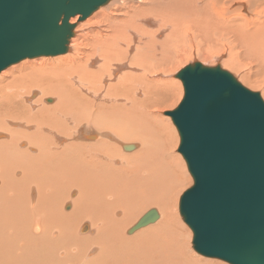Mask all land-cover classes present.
I'll use <instances>...</instances> for the list:
<instances>
[{
    "label": "bare ground",
    "instance_id": "bare-ground-1",
    "mask_svg": "<svg viewBox=\"0 0 264 264\" xmlns=\"http://www.w3.org/2000/svg\"><path fill=\"white\" fill-rule=\"evenodd\" d=\"M70 24L64 54L0 73V264H222L189 252L170 197L184 176L168 144L178 130L157 99L184 96L179 78H161L184 56L240 71L238 50L263 70L264 0H108ZM150 206L160 221L149 209L158 219L140 229L154 227L124 237ZM86 219L96 235L75 237ZM76 232L94 234L88 222Z\"/></svg>",
    "mask_w": 264,
    "mask_h": 264
},
{
    "label": "water",
    "instance_id": "water-1",
    "mask_svg": "<svg viewBox=\"0 0 264 264\" xmlns=\"http://www.w3.org/2000/svg\"><path fill=\"white\" fill-rule=\"evenodd\" d=\"M107 2L0 0V73L26 59L64 54L70 20ZM177 78L184 96L166 115L193 179L178 206L193 249L227 264H264V102L220 67L195 63ZM158 216L148 211L128 234Z\"/></svg>",
    "mask_w": 264,
    "mask_h": 264
},
{
    "label": "rangeland",
    "instance_id": "rangeland-1",
    "mask_svg": "<svg viewBox=\"0 0 264 264\" xmlns=\"http://www.w3.org/2000/svg\"><path fill=\"white\" fill-rule=\"evenodd\" d=\"M237 6V5H236ZM105 7V6H104ZM237 10L238 11H240L239 10V8H238V6H237ZM242 11V10H241ZM77 20H78V18L76 19V22H77ZM82 22H85V20L84 21H82ZM81 22V23H82ZM159 37H163L162 35L160 36V34H159ZM235 51V52H234ZM236 51H238V50H232V51H230L231 52V55H233V58L234 59H232V61L234 62V64L238 67V63H240V71H237L235 68H226L227 66H226V64H224V62L223 61H221V62H219V63H217V62H215L214 60H213V58H210L211 60H209L208 59V61H204V62H202V60H200V59H198L194 54L193 55H191L190 57L189 56H184V57H182V58H184V59H181V62H179L176 66H175V68H174V70L172 71V72H170V73H174L175 71L176 72H178L179 70H181L183 67H185V66H188V65H192V64H195V62H197V61H200V63H201V65H203V66H205V67H220L222 70H224V71H226V72H228L229 74H231L243 87H245L246 89H248L249 91H251V92H253V93H258L259 95H260V97H261V99L263 100V102H264V93H263V87H264V69L262 70V69H260V68H258L257 66H255V65H253V63L251 64V61L247 58V56H245L244 54H243V52L242 51H238V52H236ZM234 53V54H233ZM227 55V56H226ZM196 58H195V57ZM223 56H225V57H227V58H229V51H226L225 53H223ZM239 56H241V57H239ZM243 58V59H242ZM28 61H30V60H28ZM198 63V62H197ZM19 64V63H18ZM223 66V67H222ZM252 66V67H251ZM231 69V70H230ZM178 70V71H177ZM256 70V71H255ZM256 72V73H255ZM239 73H241V74H248V76H250L246 81H242L241 80V76H240V74ZM258 73V74H257ZM176 74V73H175ZM175 74H169L168 76H165V77H161L162 79H167V78H171V79H176L177 77L175 76ZM261 76V77H260ZM263 78V79H262ZM176 80H178V78L176 79ZM255 80H258L259 82H258V84L255 86V87H252L251 86V84H250V82H253V81H255ZM167 81H170V80H167ZM24 91V90H23ZM32 92L33 91H35V89H33V90H31ZM31 91L30 92H27L28 93V96H29V94L31 93ZM175 91V92H174ZM173 91V93H175V94H167L166 95V97L165 96H162V98H158L157 99V105H158V108H159V110H157V111H160L161 112V116H162V118H164V120H165V122H164V125H165V127H166V131H167V133L170 135L171 134V131H170V129H172V131L174 132L175 131V126L173 125V123H172V120H170L169 119V116H166L165 115V113L166 112H168V111H172V110H175L176 108H177V106H178V104L180 103V101L182 100V98H183V96H182V98L181 99H179V93H180V91L178 90V88L176 89V90H174ZM176 91L178 92V93H176ZM183 95H184V91H183ZM51 99L52 100V102L51 103H46V100H45V102H44V100L43 99ZM33 101V100H32ZM41 102H42V105H44V106H51V105H54L55 104V102H56V98L55 97H52V96H48V97H44V98H42L41 99ZM24 102H22V104H23ZM25 104H28V102H26L25 101ZM47 104V105H46ZM24 105V104H23ZM29 105V107L32 109V106L30 105V104H28ZM30 109V111H32ZM36 109H37V107H36ZM34 112V111H33ZM159 112V113H160ZM167 119L169 120V122L167 121ZM12 121V120H11ZM13 122H15V121H13ZM8 126H9V124H8ZM11 128V127H10ZM170 128V129H169ZM1 132V131H0ZM5 134H7L6 132H4ZM0 138H2L1 136H0ZM104 140H106V139H104ZM82 142V141H81ZM130 143L131 142H133L132 144H134V143H137V141H129ZM128 142V143H129ZM179 142H180V139H179V135H178V132L176 133V131L174 132V136L172 137V139L168 142V144H170V145H172V144H174L175 145V148H174V154L175 155H177L178 157H179V159H180V161H181V164H179V161H178V164L182 167V169L184 170V176L181 174V173H179V175H180V179H181V182L179 183V185H177V187L174 189V191H172L171 192V194H170V197L171 198H173L174 199V202H175V212H176V214H177V218H178V221H179V223L185 228V233H186V239H187V243H188V240H189V245H190V249H189V252L192 254V255H194L196 258H204V259H209V260H212V261H215V262H218V263H222V264H227V263H225V262H222V261H220V260H217V259H210V258H205V257H203V256H200V255H198L195 251H193V249H192V245H191V241H192V232L190 231V229L188 228V226L182 221V218H181V216H180V214H179V211H178V204H179V198H180V196H181V194L183 193V192H185L187 189H189L191 186H192V184H193V180H192V177L190 176V174L188 173V171H187V167H186V163H185V161H184V159L181 157V155L177 152V149H178V146H179ZM114 147L115 146H117V144L115 143V142H112L111 143ZM140 146H141V144H140ZM120 153H122L121 154V156L122 155H127V154H129L128 152H126V151H124L123 149H121L120 148ZM127 153V154H126ZM117 154V153H116ZM115 154V155H116ZM119 159V158H118ZM118 161H120V162H122L121 161V159H119ZM177 162V161H176ZM180 168V167H179ZM181 169V168H180ZM180 170H178V172H179ZM184 178V179H183ZM183 180V181H182ZM184 182V183H183ZM75 190V189H74ZM174 192H176V193H174ZM75 194L76 193V195L75 196H72V194ZM76 196H77V192L76 191H72L71 192V194H70V197H69V199H67L68 197H67V193H65L64 194V197L63 198H65V197H67L66 198V202H68V203H70L71 204V201L74 203V199L76 198ZM173 196V197H172ZM68 200V201H67ZM65 202V203H66ZM72 205V204H71ZM65 206V205H64ZM33 208V207H32ZM157 209L161 214V216L159 217V219L156 221V223L158 222V221H160V219L162 218V211L160 210V208L159 207H157V206H150V207H148V208H145V209H143L144 211L143 212H141L139 215H138V217L136 218V219H134L133 221H132V223H130L127 227H125V229L123 230V232H122V234H123V236L124 237H126V238H129V237H134L135 235H137V234H139V233H142V231H145V230H147V229H150V227L152 228V227H154V225L156 224H153V226H150L149 228L147 227V228H144L143 230H138L137 232H135L134 234H132V235H127L126 234V230L130 227V226H132L137 220H138V218L140 217V216H142V214H144L147 210H149V209ZM62 211H63V209H62ZM65 211V210H64ZM118 212H120V216L122 215V211L121 210H119ZM120 216H118V217H120ZM84 222H88L89 224H90V227H91V229H93L94 230V234L93 235H90V234H85V235H78V232H76V231H78V228H79V226H81ZM96 231H97V227L95 226V225H93L92 223H91V221L89 220V219H86V220H83V221H81L79 224H78V226H77V228H76V230H75V232H74V236L75 237H81V236H90V237H92V236H94V235H96ZM83 232H86V229H84L83 230ZM188 247V246H187ZM64 250H62V251H60V253L61 252H63ZM70 251H71V249H70ZM74 251H72V253H73ZM70 254V255H74V254ZM92 253V252H91ZM95 253H96V251H95ZM92 255V254H91ZM59 257V256H58Z\"/></svg>",
    "mask_w": 264,
    "mask_h": 264
}]
</instances>
